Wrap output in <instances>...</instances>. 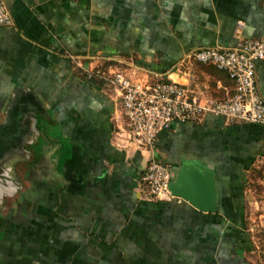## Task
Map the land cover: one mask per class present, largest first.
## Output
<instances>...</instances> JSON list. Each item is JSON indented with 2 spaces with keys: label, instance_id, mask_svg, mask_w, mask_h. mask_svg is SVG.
<instances>
[{
  "label": "crops",
  "instance_id": "0c3cea01",
  "mask_svg": "<svg viewBox=\"0 0 264 264\" xmlns=\"http://www.w3.org/2000/svg\"><path fill=\"white\" fill-rule=\"evenodd\" d=\"M6 2L0 113L20 118L21 105L8 113L18 95L37 98L45 115L31 127L26 162L17 158L19 187L0 204V264H259L264 189L250 181L264 166V124L210 113L173 123L155 156L174 176L186 159L212 167L216 209L155 199L143 185L151 151L132 139L122 97L84 70L133 67L226 98L235 90L227 72L190 54L263 36L264 0ZM256 69L264 97V59Z\"/></svg>",
  "mask_w": 264,
  "mask_h": 264
},
{
  "label": "built area",
  "instance_id": "2783aa9c",
  "mask_svg": "<svg viewBox=\"0 0 264 264\" xmlns=\"http://www.w3.org/2000/svg\"><path fill=\"white\" fill-rule=\"evenodd\" d=\"M12 23L13 15L6 0H0V25ZM190 56L226 71L235 84L234 92L226 98H202L176 79H151L138 68L109 66L84 70L87 79L98 76L122 97L132 139L151 151L143 185L155 199L182 200L170 188L174 176L170 164L155 156L160 133L173 123L196 122L210 113L264 124V97L259 89L256 69L257 60L264 59V35L244 37L230 47H199Z\"/></svg>",
  "mask_w": 264,
  "mask_h": 264
},
{
  "label": "water",
  "instance_id": "95a60500",
  "mask_svg": "<svg viewBox=\"0 0 264 264\" xmlns=\"http://www.w3.org/2000/svg\"><path fill=\"white\" fill-rule=\"evenodd\" d=\"M21 105L24 108V113L20 118H16V121L19 122V125H15V129L12 130L11 136L8 137L6 131L0 132V137L3 140H10L12 136L19 137L15 146L13 147L20 153L13 159L11 167L8 166L6 176L9 178H14V172L17 165V158L21 153L25 151V143L30 139L26 132H23L25 128H31L34 123H36V128L40 129V124L38 121V114H44L45 111L41 102L37 98L24 99L20 98L18 95L12 100L9 105L8 113L11 108H14L16 105ZM9 117V115H8ZM8 120V118H7ZM7 120L0 122V126H5ZM27 125V126H26ZM25 127V128H24ZM31 131V130H27ZM22 134H24L22 136ZM4 156L6 154H3ZM10 160V161H11ZM13 180V181H14ZM170 188L172 192L182 197L183 199L194 204L198 208L204 210H215L217 204L216 196V182L214 178V172L212 167L205 166L203 163L198 161H193L190 159L183 160L182 164L178 166L175 170V176L170 182Z\"/></svg>",
  "mask_w": 264,
  "mask_h": 264
},
{
  "label": "flooded vegetation",
  "instance_id": "af4514ba",
  "mask_svg": "<svg viewBox=\"0 0 264 264\" xmlns=\"http://www.w3.org/2000/svg\"><path fill=\"white\" fill-rule=\"evenodd\" d=\"M7 115V114H6ZM8 118V120H7ZM4 120H7V124L5 126H0V132L4 131L3 133L8 134L7 136L10 137L13 132L12 130L15 129V125L17 123V126L19 125V122L16 121V118L9 114V117L3 115L0 113V122H3ZM27 126V125H26ZM19 127V126H18ZM25 128V127H24ZM31 130V128H25L23 132H26L28 137L30 138L33 133L27 131ZM24 134H22L23 136ZM19 137L12 136L10 140H3L0 137V204L3 202L4 194L8 189H12L13 187H19V182H12V178H9L6 176L7 173H5L8 170V166L11 167V163H13V157L18 155L20 152L14 149L17 140ZM3 154H6L5 156ZM23 154V155H22ZM21 157H25L23 162H26V155L24 153H21ZM11 158H13L11 160ZM11 160V161H10ZM11 162V163H10Z\"/></svg>",
  "mask_w": 264,
  "mask_h": 264
},
{
  "label": "rangeland",
  "instance_id": "374dc122",
  "mask_svg": "<svg viewBox=\"0 0 264 264\" xmlns=\"http://www.w3.org/2000/svg\"><path fill=\"white\" fill-rule=\"evenodd\" d=\"M259 178L264 179V166L257 167L256 172L252 178L254 180L250 181L251 185L261 190V193H262L263 192L262 190L264 189V183L260 181ZM261 199L264 200V196H261ZM261 208L260 210L264 211V209L263 208L261 209ZM262 218L264 220V216H261V217L258 216V218H256L257 222H259L261 226L260 227L258 226V228H255L253 230L255 241L257 242V244H259V246H257V254H259L260 256V261L258 262L259 264L261 262H263L264 264V221L261 220Z\"/></svg>",
  "mask_w": 264,
  "mask_h": 264
}]
</instances>
